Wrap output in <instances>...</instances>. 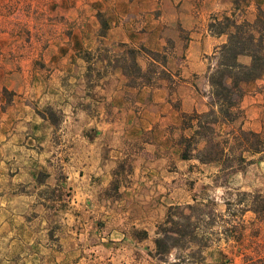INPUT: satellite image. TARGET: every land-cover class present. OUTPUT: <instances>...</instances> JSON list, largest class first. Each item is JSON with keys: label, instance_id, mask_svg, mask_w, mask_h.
<instances>
[{"label": "crops", "instance_id": "obj_1", "mask_svg": "<svg viewBox=\"0 0 264 264\" xmlns=\"http://www.w3.org/2000/svg\"><path fill=\"white\" fill-rule=\"evenodd\" d=\"M55 1L54 14L72 22L66 37L42 40L20 51L18 61L42 58L51 72L30 76L27 67L6 65L0 71L2 84L15 92L0 107V264H144L128 255L146 249L125 243L151 240L172 204L173 165L188 164L176 141L184 131L181 113L208 110L202 94L209 86L208 56L227 39L212 32L209 17L232 13V2L65 0L62 8ZM98 12L107 24L101 36ZM170 39L181 57L167 61V71L178 77L172 88L166 82L129 86L118 69L87 86L78 52L96 50L99 43L158 51ZM30 80L37 81L33 87ZM246 84L245 124L258 130L264 74ZM36 105L56 106L64 119L56 127ZM187 173L180 172L181 179ZM112 190L120 196L110 197ZM130 227L146 236L138 239Z\"/></svg>", "mask_w": 264, "mask_h": 264}, {"label": "rangeland", "instance_id": "obj_2", "mask_svg": "<svg viewBox=\"0 0 264 264\" xmlns=\"http://www.w3.org/2000/svg\"><path fill=\"white\" fill-rule=\"evenodd\" d=\"M1 1L0 71L5 65L7 69L12 67L14 71L23 66L27 67L30 76L34 74L46 77L51 72V66L46 65L42 58L34 60L32 58L31 62L19 65L20 56L22 53H27L32 46L42 40L52 39L58 34H60L58 37L65 38L71 27V20L63 14H54L53 9L58 6V2L55 0ZM230 1L232 2L230 10L232 13H218L209 17L210 21L208 23L211 30L225 29L230 31L232 28L227 25L225 17L236 19L238 22L243 19L250 22L255 20L258 8H260L256 0ZM261 2L264 3V0ZM66 3L65 0H60L62 8L65 7ZM97 18L101 26L98 35L101 36L107 25L106 18L99 12ZM173 44L174 42L170 39L163 49L152 50L159 53L154 56L155 62L143 52L139 58V64L144 72L142 74L151 77V81L156 84L166 82L170 88L173 87L172 82L177 80L178 77L174 74L172 78L167 71V61L172 56L177 60L181 59L176 54L177 52L174 53L176 49ZM97 48L96 50L78 52V56L86 62L84 74L87 86L92 85L101 73L111 72L114 69L122 72L119 67V57L122 55L123 50L120 47L111 49L110 46L99 43ZM217 59L216 53L215 56H208L209 65L206 76L215 67ZM239 59L243 63L248 62L246 56ZM3 76L4 74L0 72L1 109H5L10 104L12 96L15 94L13 90H9L2 84L4 81ZM63 77L62 83L66 84L67 80L65 76ZM125 77L127 85L130 80H141L135 72L131 71H128ZM16 82L19 83L20 81L16 79ZM35 82L37 81L30 80L29 87H33ZM243 89L246 93L249 89L247 84L243 86ZM255 89L258 90L260 87ZM202 94L205 95L206 101L209 103L211 99L209 86L206 90H202ZM36 107V112L49 119L56 127L64 119V114L56 106L36 105ZM236 111V119L231 125L220 124L216 126V129L224 132L232 127L242 126L243 129L261 132L264 136V117L259 123L261 129L254 130L245 124L247 115L242 98L239 109ZM193 130L194 128H185L181 135L188 136ZM181 135L178 134L177 142ZM202 145L203 143H200L198 147H202ZM189 151L192 154L198 153L191 149ZM258 155L250 157L251 161L237 162L240 169L229 174L221 171L216 164L201 163L194 157L188 159L187 166L183 164L182 168L178 164H174L172 204L166 207L163 217L158 220L155 229L151 233V240L136 244L133 238L125 243L128 247L134 249L139 247L146 249L145 254L135 255L134 253L132 256L128 255V258L131 260L139 259L144 264H244V257L253 253L254 243L257 241L264 244V228L256 237V240L253 236L254 229L257 226H262V224L257 222L258 220L255 219V215L251 211H246L242 216H239L237 212L239 206L234 203V199H236V193L240 191H260L264 193V160L257 159ZM185 170L188 173L182 176L181 179L180 172ZM109 196L115 199L120 196V193L112 190L109 192ZM227 200H229L230 205H226ZM237 223L239 229H242L243 237L241 240H236L237 233L229 225ZM129 231L138 239L146 236L143 230L137 228L130 227ZM225 237H227V240ZM156 240H159L158 245L155 243Z\"/></svg>", "mask_w": 264, "mask_h": 264}, {"label": "trees", "instance_id": "obj_3", "mask_svg": "<svg viewBox=\"0 0 264 264\" xmlns=\"http://www.w3.org/2000/svg\"><path fill=\"white\" fill-rule=\"evenodd\" d=\"M225 20L232 28L230 31L212 30L214 33L227 34V41L216 51L217 63L207 76L211 98L208 110L181 113L182 129L194 130L188 136L181 135L178 143L182 147V159L194 157L201 163L216 164L221 171L229 174L240 169L237 162L251 161L249 158L256 154H259L257 159L264 160V136L261 132L243 129L242 126L232 127L224 132L216 129L217 125L222 123L231 125L235 121L236 110L239 109L244 94L243 86L264 74V11L258 8L257 16L252 22L246 19L238 22L229 17H225ZM118 47L123 50L119 57V67L123 74L127 76V72L131 71L141 78L140 81L130 80L128 85L133 87L156 85L151 81V77L142 74L144 72L139 64V58L143 52L155 62L154 56L159 53L143 45L120 43ZM241 56L248 57L249 61L241 62L239 60ZM162 65L164 66L163 63ZM200 143H203L202 147H198ZM190 149L198 153L192 154ZM234 201L239 206L237 209L239 216L251 211L257 222L262 224L254 229L253 236L256 239L264 228V193L240 191L236 193ZM229 203L227 200L226 205H230ZM229 225L237 233L236 240H241L242 229H239L238 223ZM225 239L227 240V237ZM155 243L158 245L159 240ZM254 244L253 253L244 257V264H264V244L257 241Z\"/></svg>", "mask_w": 264, "mask_h": 264}]
</instances>
